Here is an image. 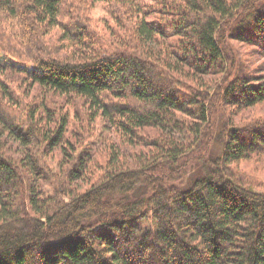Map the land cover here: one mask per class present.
<instances>
[{
    "label": "trees",
    "instance_id": "obj_1",
    "mask_svg": "<svg viewBox=\"0 0 264 264\" xmlns=\"http://www.w3.org/2000/svg\"><path fill=\"white\" fill-rule=\"evenodd\" d=\"M152 1L169 17L147 20L159 7L121 0L117 10L129 5L124 29L132 35L104 41L88 17L62 20V0H0V24L16 20L23 31L24 22L36 24L32 42L40 48L28 59L0 50V76L22 74L83 99L92 119L121 132L126 144L153 148L130 165L116 149L101 177L80 191L75 182L88 155L63 151L66 169L55 175L36 155L16 158L0 145V264H264V189L234 167L264 157V118L234 120L264 103V76L232 46L264 55V0ZM56 27L55 41L69 44L70 54L44 48ZM180 65L214 79L203 81V91H183L172 74ZM42 115L33 112L30 124ZM46 121L42 134L18 129L19 119L0 105V129L23 148L38 142L45 151L65 150L66 122L51 129ZM150 130L155 139L140 137ZM143 220L152 227L138 225Z\"/></svg>",
    "mask_w": 264,
    "mask_h": 264
},
{
    "label": "rangeland",
    "instance_id": "obj_2",
    "mask_svg": "<svg viewBox=\"0 0 264 264\" xmlns=\"http://www.w3.org/2000/svg\"><path fill=\"white\" fill-rule=\"evenodd\" d=\"M133 1L140 6L143 4V8L151 10L159 7L157 14H152L147 20L159 17H169L170 15L161 12L162 8L159 4L158 7H156L155 2L152 0ZM119 6H121V0H98L94 2H91L90 0L87 2L86 0H62L61 12L63 17L61 19L74 23V20L77 17H88L90 20L89 25L94 36L98 35L99 37L104 38V41H112L116 38L122 40L130 34L132 35V33H125L124 29L130 25L128 19V15L130 14L129 5L127 4L126 9L122 10L123 12L117 10ZM22 26L24 31L16 20L6 21L0 24V50H6L20 58L22 55L23 59H28V57L30 58L34 56V53H38L36 48H39V43L36 45L35 42H32L35 41L34 36L37 31L35 32L34 30L37 25L35 24V26H32L27 22H24ZM30 29H33V31H30ZM56 29L57 27L51 30L43 39L44 43L48 45L43 47L51 52L55 50V53H58L57 51L60 47L63 48L62 51L64 52H59L60 54H70L73 50L70 48L69 44L59 43L61 44L59 45L55 41L59 32V30ZM174 41L175 38L166 39L164 41L165 46H167L166 43L170 44L174 43ZM232 46L241 53L243 61H246V64L254 69V74L256 72L255 75L257 77L264 76V55L254 53L252 48L246 44L244 45L234 42ZM105 47L111 46L108 45ZM152 47L156 48L158 51H164L160 45H157L156 47L152 44L150 48ZM180 69L174 71L172 74H175V79H178L179 86H182L181 89L183 91H186L184 87L201 89L203 91V89H205L204 87H201V85L204 86L203 81L214 79V76H197L193 74L190 69H182L181 65ZM246 71L248 72L249 69L246 68ZM0 80L5 87V90L2 88L0 89V105L12 122H14V119H19L20 123L18 124V127L20 128L18 129L28 128L34 130V132L36 130L35 133L42 134V131L47 129L48 126L46 125V128H44V123L47 122V117L51 119V125H49L51 126V129H56L64 120L66 122L64 136L70 143V146H65V150H61L57 147L49 152V150L45 151V145L40 146L37 142L30 148H23L20 143L9 136L8 132L1 129L0 145L5 151L16 158L21 154H24V151H28L31 155H36L40 158V163L43 167L50 170L52 174L54 173L55 175L60 174L59 171L62 172L63 169H66L64 161L66 162L67 160L64 158L63 151H66L65 153L73 158H77L81 155H88L89 162L87 164L85 175L82 179L75 182L77 189L80 191L85 190L86 187L91 183H95V181L101 177V174L105 170L108 157L111 156L116 149L119 151L117 154L118 160H120L121 163H127L128 165L140 163L147 153L153 152V148L148 146H142L140 144H138L139 146H129V144L125 143L121 132H115L113 128L105 129L100 120L92 119L88 114V105L83 99L81 100L75 97L71 98L70 96H62L46 91L37 85H32L22 74L7 72L0 76ZM45 111H47L46 114ZM33 112H35V119H37L41 112L43 114L39 125H36L35 122L33 125L30 124L31 114ZM257 118H264V103L245 110H240L239 113L235 115L234 120L237 123H245L250 119ZM16 131L20 132L19 130ZM145 132H148L150 136H146L147 133H139L142 139H155L157 137L156 130ZM154 151L157 152L156 149H154ZM234 167H236L237 171L244 177V181L249 182L258 190L264 189V157L253 155L249 159L238 162ZM39 185H42L48 193L52 192V186L47 183L39 182ZM138 225L146 229L152 227V224L150 222H145V220L139 221Z\"/></svg>",
    "mask_w": 264,
    "mask_h": 264
}]
</instances>
